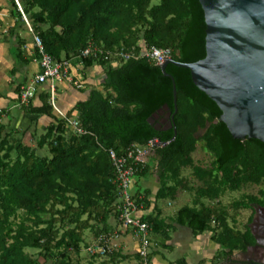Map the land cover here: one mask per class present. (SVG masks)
I'll list each match as a JSON object with an SVG mask.
<instances>
[{
  "label": "trees",
  "instance_id": "16d2710c",
  "mask_svg": "<svg viewBox=\"0 0 264 264\" xmlns=\"http://www.w3.org/2000/svg\"><path fill=\"white\" fill-rule=\"evenodd\" d=\"M18 3L53 61L72 63L88 44L100 49V56L75 60L80 68L100 65L103 80L100 89L91 86L87 97L64 113L78 121L83 134L72 133L52 112L47 92L40 96L39 106L29 100L18 106L53 119L43 133L30 132L32 143L22 138L25 130H6L0 123V264H120L130 259L140 264L136 250L127 253L111 246L100 255L89 253L87 247L100 236H117L121 230L108 150L124 154L131 143L141 147L153 138L167 142L154 147L150 161L135 165L130 184L139 218L148 224L149 245L151 236L167 241L178 227L187 228L193 237L205 234L216 244L208 258L211 263L254 245L249 223L254 208L264 207V141L233 138L218 120L220 110L192 83L188 69L170 63L164 72L174 83L176 110L170 127L159 124L163 105L173 112L171 81L159 65L138 55L142 48L154 46L168 48L174 61L201 59L205 24L198 0ZM12 5L11 15L24 24L13 0ZM118 50L132 55L125 60L107 55ZM153 114L158 116L149 123ZM197 148L202 158L193 157ZM184 169L188 174L183 177ZM153 174L152 193L137 181ZM181 191L191 194L190 202L165 215L159 202L174 201ZM226 192L238 196L222 204L219 199ZM242 209L249 214L237 227V212ZM86 230L90 240L84 239ZM163 245L172 248L170 243ZM82 247L89 253L85 262L77 257ZM155 253L148 248L149 264ZM179 264H185L183 258Z\"/></svg>",
  "mask_w": 264,
  "mask_h": 264
},
{
  "label": "water",
  "instance_id": "95a60500",
  "mask_svg": "<svg viewBox=\"0 0 264 264\" xmlns=\"http://www.w3.org/2000/svg\"><path fill=\"white\" fill-rule=\"evenodd\" d=\"M203 12L204 56L182 63L171 58L159 65L171 81L173 112L166 105L158 122L170 127L175 112V87L164 72L167 63L188 69L192 83L211 99L221 121L233 138L264 141V0H198ZM162 114V111H158ZM157 114L148 118L152 123ZM169 117V120L165 118ZM158 127V123L156 124ZM175 135L173 127V134ZM167 142V141H166ZM166 142L157 141L158 145ZM152 153V152H151ZM256 209L260 226H256ZM249 229L257 246L259 236L252 227H264V207L254 208ZM263 219V223L261 222ZM255 229V228H254ZM247 247L245 250H247ZM260 264H264V247Z\"/></svg>",
  "mask_w": 264,
  "mask_h": 264
},
{
  "label": "crops",
  "instance_id": "0c3cea01",
  "mask_svg": "<svg viewBox=\"0 0 264 264\" xmlns=\"http://www.w3.org/2000/svg\"><path fill=\"white\" fill-rule=\"evenodd\" d=\"M12 8V0H0V123L6 125V130L17 132L25 130L22 137L24 138L30 136L32 130H35L37 135L43 133L53 119L46 115L29 114L18 107V86L32 78L39 68L34 60L35 47L32 41V32L19 19L11 15ZM75 59L71 63L70 75L74 79L82 81L81 86L76 87L65 80L53 83L55 108L62 113L69 111L76 102L85 99L91 86L100 89L103 80V71L100 65L94 64L90 67L80 68L82 67L81 63ZM44 92H47L49 96L48 83L39 86L35 95L29 100V104L39 106L41 104L40 96ZM52 112L55 113L54 109ZM133 189L132 186L131 191ZM182 233L184 234L183 231ZM117 234V241L116 239L114 241L118 247L122 250H129L130 253L136 250V242L131 238L129 232L120 230V233ZM150 238L153 242L161 243L154 236ZM153 256L150 260L151 264H153ZM229 256L230 259L236 260V253ZM226 257L218 262L210 263L221 264L226 262ZM175 260L169 261L163 257L156 264H179V259ZM131 261L134 262V260ZM184 263L187 264L185 260Z\"/></svg>",
  "mask_w": 264,
  "mask_h": 264
},
{
  "label": "built area",
  "instance_id": "2783aa9c",
  "mask_svg": "<svg viewBox=\"0 0 264 264\" xmlns=\"http://www.w3.org/2000/svg\"><path fill=\"white\" fill-rule=\"evenodd\" d=\"M14 3L21 14V18L26 28L32 32L28 20L23 14L21 7L17 0ZM32 41L35 49L37 50V57L34 56V60L37 63L38 71L27 81H24L18 86L17 92V104H26L30 100L41 84L48 83L49 86V98L48 103L54 109L57 116L65 121L66 126L75 134L85 133V129L81 128L78 121L73 117H66L64 113L58 111L54 104V85L55 81L65 80L72 85L79 87L82 81L74 79L70 75V68L72 66L70 60L53 61L51 57L43 51L42 44L37 35L32 33ZM132 53L123 52L118 50L107 55L114 57H121L127 59ZM102 55V51L93 44H88L81 52L75 56V58L85 57H97ZM103 55V56H107ZM139 56H144L154 64L160 65L166 59L170 58V50L168 48H157L154 46H148L142 48L138 52ZM74 58V57H73ZM72 58V59H73ZM17 105V106H18ZM158 146L156 139H149L147 142L138 147L136 144L131 143L124 154H116L113 150H108V156L113 168L114 182L117 186V219L119 220V227L122 231L129 232L132 239L136 242V251L141 256L140 264H149L147 259V253L149 248L148 241V224L145 221L140 220L138 210L134 201L131 199L130 184L135 171V165L143 163L151 156V152L154 147ZM115 236L104 237L100 236L96 241L89 244L87 251L89 253L104 254L111 246L115 244L110 241L116 239ZM111 239V240H110ZM117 245V244H116Z\"/></svg>",
  "mask_w": 264,
  "mask_h": 264
},
{
  "label": "rangeland",
  "instance_id": "374dc122",
  "mask_svg": "<svg viewBox=\"0 0 264 264\" xmlns=\"http://www.w3.org/2000/svg\"><path fill=\"white\" fill-rule=\"evenodd\" d=\"M155 2L156 0H152V3H155ZM23 139L30 143L33 142V139L29 138L28 136L24 137ZM43 151L44 150L42 149L39 152L43 153ZM203 155L204 154L202 153V151L198 148L193 153V157L195 159L199 157L202 158ZM147 161H150V158H148ZM181 174L183 177L187 176L188 169L182 170ZM137 184L139 186H146L153 193L155 186H156V176L155 174H153L151 177H147V176L142 177L137 181ZM237 196H238V192H226L223 196L220 197L219 200L221 201L222 204H226L231 199L236 198ZM190 199H191V194L189 192L181 191L180 196H178L174 201H162V202H159V204L162 207L165 215H171L180 205H182V203H185V202L189 203ZM256 210L257 211H256L255 224L256 226L259 227L260 226V222L258 218L259 213H258V209ZM248 214H249V210L247 209L245 210L242 209L237 212V216H236V219L238 221L236 224L237 227H241L242 223L245 222V219L248 216ZM253 215H254V212L252 214V218H253ZM109 220L112 222V218H110ZM250 223H249V226H250ZM255 224L253 225L255 229L252 227L254 234L255 235L257 234V236H259L260 239L259 238L258 239L260 243H264V233H262V231L261 232L257 231ZM262 228L264 227H261V229ZM182 231L184 232V234L182 233ZM90 236H91L90 232L86 230L84 232V239L90 240ZM154 237H156V240H158L161 243H154L153 245V242H151L149 245V248L151 247V249L156 251V253L153 256V264H156L157 261L159 262V260L162 259L163 257L169 261L183 258L187 264H194L199 259H205L208 256L210 257L214 249L216 248V244L210 241L205 234H201L199 236L193 237L189 233V230L185 227H178L176 228V230L172 231L170 233V239L168 241H166L165 239L159 236H154ZM112 242L115 244L113 247H118L115 241L111 240L110 243L112 244ZM164 243H170L172 245V248L168 249L165 245H163ZM262 247L263 246L259 248L257 252L258 255L262 254L263 252ZM26 251L31 254H35L36 250L26 249ZM123 251L130 253L129 250H123ZM88 255L89 253L84 249V247H82L77 257L81 262H85L88 258ZM208 258H206L205 264H211ZM131 262L133 261H131L130 259V261L125 262V263L122 262L120 264H136L135 260L133 263Z\"/></svg>",
  "mask_w": 264,
  "mask_h": 264
},
{
  "label": "flooded vegetation",
  "instance_id": "af4514ba",
  "mask_svg": "<svg viewBox=\"0 0 264 264\" xmlns=\"http://www.w3.org/2000/svg\"><path fill=\"white\" fill-rule=\"evenodd\" d=\"M263 244H260L257 246L252 245L247 250H244L243 252H235L236 260L230 259V256H227L226 262H223L221 264H260V256L258 255L257 252L259 248H261V246L264 247Z\"/></svg>",
  "mask_w": 264,
  "mask_h": 264
},
{
  "label": "bare ground",
  "instance_id": "6f19581e",
  "mask_svg": "<svg viewBox=\"0 0 264 264\" xmlns=\"http://www.w3.org/2000/svg\"><path fill=\"white\" fill-rule=\"evenodd\" d=\"M262 223H263V219H262V221H261ZM264 224V223H263ZM262 231V233H264V228H262V229H260L259 230V232H261ZM260 239V238H259Z\"/></svg>",
  "mask_w": 264,
  "mask_h": 264
}]
</instances>
